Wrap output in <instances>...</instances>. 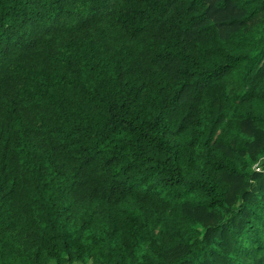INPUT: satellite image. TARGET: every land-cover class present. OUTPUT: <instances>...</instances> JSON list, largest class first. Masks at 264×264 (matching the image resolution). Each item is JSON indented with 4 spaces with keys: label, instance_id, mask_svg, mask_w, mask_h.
<instances>
[{
    "label": "trees",
    "instance_id": "obj_1",
    "mask_svg": "<svg viewBox=\"0 0 264 264\" xmlns=\"http://www.w3.org/2000/svg\"><path fill=\"white\" fill-rule=\"evenodd\" d=\"M263 168L264 0H0V264H264Z\"/></svg>",
    "mask_w": 264,
    "mask_h": 264
},
{
    "label": "rangeland",
    "instance_id": "obj_2",
    "mask_svg": "<svg viewBox=\"0 0 264 264\" xmlns=\"http://www.w3.org/2000/svg\"><path fill=\"white\" fill-rule=\"evenodd\" d=\"M234 14H236V10L234 9L233 6H230L226 10L214 12L212 16L215 20L224 21V20H227L230 16H232ZM259 161H261V158L258 161H256V163H254V167L257 171H260L259 170ZM262 170L264 172V168ZM197 213H200L202 216L205 217V215L203 213H201V211H197Z\"/></svg>",
    "mask_w": 264,
    "mask_h": 264
}]
</instances>
